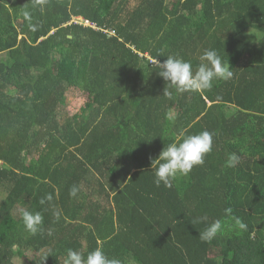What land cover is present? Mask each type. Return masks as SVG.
<instances>
[{"label": "trees", "instance_id": "obj_1", "mask_svg": "<svg viewBox=\"0 0 264 264\" xmlns=\"http://www.w3.org/2000/svg\"><path fill=\"white\" fill-rule=\"evenodd\" d=\"M206 49L231 79L180 93L158 75ZM69 89L91 97L72 118ZM205 130V163L157 187L150 157ZM21 209L43 216L35 236ZM98 247L121 264H264V0H0V264Z\"/></svg>", "mask_w": 264, "mask_h": 264}, {"label": "clouds", "instance_id": "obj_2", "mask_svg": "<svg viewBox=\"0 0 264 264\" xmlns=\"http://www.w3.org/2000/svg\"><path fill=\"white\" fill-rule=\"evenodd\" d=\"M25 16H29V13L26 12ZM33 28H35L34 25ZM199 59L201 63L196 70H193L191 62L169 55L163 62H157L158 75L163 78L169 88H175L180 93L208 91L212 89L215 81H227L232 78L231 65L229 62H224L216 50L206 49ZM213 135L205 130L199 134L183 136L178 142L164 146L158 157H150L151 167L154 169L155 185L159 187L163 184L165 187H171L172 182L178 177L187 176L195 166L203 165L205 157L213 150ZM239 159L236 153H230L225 166L236 167ZM78 191V186L74 185L69 190V195L76 197ZM52 199V195L48 194L41 198L40 204L43 205ZM20 211L25 230L35 236L41 230L43 216L39 212L28 209ZM54 215L59 219L58 211ZM234 219L240 229H246V225L239 218ZM224 228L225 225L221 220H215L199 233V237L204 242H211L223 233ZM63 264H121V261L109 258L104 250L98 247L88 252L86 256L79 250L68 249Z\"/></svg>", "mask_w": 264, "mask_h": 264}, {"label": "rangeland", "instance_id": "obj_3", "mask_svg": "<svg viewBox=\"0 0 264 264\" xmlns=\"http://www.w3.org/2000/svg\"><path fill=\"white\" fill-rule=\"evenodd\" d=\"M81 19L76 18V19H74V21L81 23ZM252 37H254V35H250V34L246 35L247 39L252 38ZM90 100H91V97L88 94L84 93L82 90L69 89L66 93L67 115L70 118L77 117L82 112L84 104L86 102H89ZM233 111H234L233 108H228L227 114H232V113H234ZM171 116H173V115H171ZM26 256H27V258H29V257L31 258L30 254L26 255ZM15 262L17 264H26L25 261H23L22 259H19V258H16Z\"/></svg>", "mask_w": 264, "mask_h": 264}, {"label": "built area", "instance_id": "obj_4", "mask_svg": "<svg viewBox=\"0 0 264 264\" xmlns=\"http://www.w3.org/2000/svg\"><path fill=\"white\" fill-rule=\"evenodd\" d=\"M81 19V18H80ZM81 21H84L83 19H81ZM88 23V22H85V24Z\"/></svg>", "mask_w": 264, "mask_h": 264}]
</instances>
